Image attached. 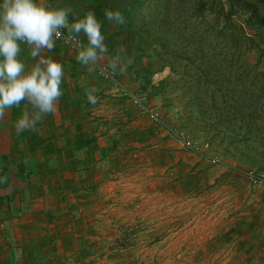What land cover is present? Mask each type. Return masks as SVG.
<instances>
[{
    "label": "rangeland",
    "instance_id": "1",
    "mask_svg": "<svg viewBox=\"0 0 264 264\" xmlns=\"http://www.w3.org/2000/svg\"><path fill=\"white\" fill-rule=\"evenodd\" d=\"M133 21L136 80L82 97L91 150L54 183L69 217L35 264H264L246 240L264 206L249 180L264 171V0H142Z\"/></svg>",
    "mask_w": 264,
    "mask_h": 264
},
{
    "label": "crops",
    "instance_id": "2",
    "mask_svg": "<svg viewBox=\"0 0 264 264\" xmlns=\"http://www.w3.org/2000/svg\"><path fill=\"white\" fill-rule=\"evenodd\" d=\"M141 1L47 0L54 6L71 5L81 16L89 10L95 12L102 22L109 55L119 53L126 63L131 61L123 74L117 72L113 76L118 77L114 83L120 86L122 81L136 80V57L140 47L133 13ZM105 10L121 11L126 24L114 26L105 18ZM62 31L67 35L66 30ZM78 39L81 44H87L83 34ZM22 47L21 58L31 64L27 46ZM76 54L77 50L63 39L56 40L54 51L48 53L64 67L61 85L64 94L56 113L44 118L38 125V132L16 135L14 125L21 109L13 108L5 120L0 121V264H35L40 257L36 255L38 249L51 254L55 246L49 238L60 231L61 218L69 215L68 209L61 211V203L49 194L54 193V183L60 178L75 176L72 164L80 163L76 154L91 150L87 143L90 137L80 130V127L83 129L81 99L86 97L85 87L104 89L100 68L111 72L107 61L90 69L76 61ZM257 216L259 223L249 228L246 240L251 244V258L264 259V206ZM68 227L70 229V223ZM37 234H44L45 238L39 240L41 243Z\"/></svg>",
    "mask_w": 264,
    "mask_h": 264
},
{
    "label": "clouds",
    "instance_id": "3",
    "mask_svg": "<svg viewBox=\"0 0 264 264\" xmlns=\"http://www.w3.org/2000/svg\"><path fill=\"white\" fill-rule=\"evenodd\" d=\"M105 18L114 26L126 24L119 11H104ZM71 18V19H70ZM102 22L94 11L82 16L71 5L54 6L47 0H0V121L13 108L21 109L15 122V132H38V125L49 114H55L64 78V67L48 55L56 47V39L64 35L78 49L76 61L87 68L100 67L107 61L108 73L123 74L128 63L117 53L109 55L102 34ZM83 34L87 44L78 37ZM27 46L32 63L21 58L22 46ZM83 86V85H82ZM99 89L85 87V96L96 105Z\"/></svg>",
    "mask_w": 264,
    "mask_h": 264
},
{
    "label": "built area",
    "instance_id": "4",
    "mask_svg": "<svg viewBox=\"0 0 264 264\" xmlns=\"http://www.w3.org/2000/svg\"><path fill=\"white\" fill-rule=\"evenodd\" d=\"M65 37H66V34L62 35L61 37L57 38L56 40H58V39L66 40L73 49L78 51V49L74 46V43L70 42ZM99 72L104 77V79L109 80V81H113V76L108 75V73L110 72L109 70L100 68ZM249 180H250V184L253 187H261L264 189V171H260V172H256V173H250L249 174Z\"/></svg>",
    "mask_w": 264,
    "mask_h": 264
}]
</instances>
